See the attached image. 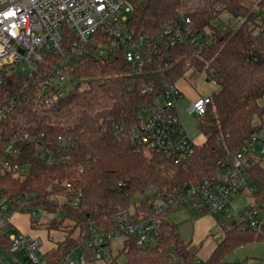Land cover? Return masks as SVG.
<instances>
[{
	"label": "trees",
	"instance_id": "1",
	"mask_svg": "<svg viewBox=\"0 0 264 264\" xmlns=\"http://www.w3.org/2000/svg\"><path fill=\"white\" fill-rule=\"evenodd\" d=\"M125 1L133 7L127 28L149 36L159 50L151 55L148 66L138 73L119 48L110 49L109 41L103 57L96 55L95 42L90 43L86 54L68 63L73 89L65 97L50 104L39 103L29 91L19 100L17 110L0 122V159L6 143L15 140L20 153L18 164L26 170L23 179H14L0 162V198L26 209L32 229L39 226L29 216L33 208L52 214L61 209L72 224L71 231L53 251L42 252L49 264L63 260L91 229L100 232L113 229L123 213H128L132 222L149 216L155 201L142 199L131 203L133 194L154 192L161 198L182 183L200 182L261 125H254L253 120L262 121L264 117V106L259 104L264 97V31L254 37L246 21L261 11L264 0ZM222 13L245 21L220 27L215 22ZM185 19L206 37L203 47L200 51L195 46L165 49L160 38L163 28ZM206 31L211 34L206 35ZM50 60L57 63L55 57ZM190 70L204 73L218 87L209 96L212 102L205 113L196 118L203 143L193 156L179 164L157 154L145 156L134 151L129 134L141 109L155 102L164 85L179 89L178 83ZM19 83L18 76H8L1 90L14 91ZM100 100L109 105L104 114L98 115L95 104ZM30 139H35V143ZM38 146L53 151L52 165L39 158ZM246 171L257 185L254 199L264 220V168L259 162L248 160ZM65 183L81 193L76 208L55 203L56 197L66 193ZM131 205L133 211L129 212ZM193 214L201 216L208 211L200 207ZM216 220L224 238L204 264H224V258L235 249L264 242V227L258 233L251 228L232 226L222 218ZM9 229L10 226L0 228V251L7 257V264H16L8 255ZM76 229L79 232L74 237ZM155 237L154 245L144 247L137 245L136 237H124L120 253L125 260L121 264H201L197 259L199 246L184 243L177 224L165 214L158 218ZM88 261H94L91 255ZM107 264L119 263L112 259Z\"/></svg>",
	"mask_w": 264,
	"mask_h": 264
},
{
	"label": "built area",
	"instance_id": "2",
	"mask_svg": "<svg viewBox=\"0 0 264 264\" xmlns=\"http://www.w3.org/2000/svg\"><path fill=\"white\" fill-rule=\"evenodd\" d=\"M132 11V5L125 0H0V122L17 110L19 100L29 91L39 103L50 104L65 97L73 89L68 63L86 54L90 43L95 42L96 55L103 57L108 49L106 41H109L110 49L119 48L123 58L140 73L151 63V55L158 54L159 50L149 36L127 28L126 22ZM243 21L245 19L227 16L215 24L224 28L227 25H240ZM246 21L254 37L263 32L264 7L252 20ZM205 34L211 33L206 31ZM160 38L164 41L165 49L195 46L198 51L206 39L187 19L166 25ZM52 57L57 58L56 64H52ZM21 65L27 67V73L18 72ZM12 75L20 78L19 87L3 92L1 88L5 79ZM160 96L162 99L159 102L156 99L141 109L138 121L129 134V141L138 153L145 156L157 154L179 164L193 156L199 145L190 137L179 116L176 102L182 97L181 92L164 85ZM210 104L209 96L200 97L186 108V112L197 118L205 113ZM57 140L61 141V138ZM30 141L35 143V139ZM257 145L264 153V121L238 150L224 157L219 166L200 182L182 183L170 194L159 198L158 203L154 192L140 195L142 199L155 201L149 216L132 222L130 215L123 213L117 218L113 229L104 232L91 229L86 238L71 248L58 264H89L88 255L93 260H100L106 255L107 245L118 235L136 237L140 247L152 246L156 243L158 218L166 211L184 209L194 213L195 209L204 207L210 215L222 212V219L232 223V226L261 232L264 220L255 199L243 211H236L232 205L233 198L254 193V183L246 167L248 160L258 161L253 156ZM19 154L15 140H10L0 159L4 171L14 179H23L26 173L18 164ZM37 154L48 165L55 161L53 151L45 147L38 146ZM63 188L66 193L56 197L55 203L58 206L66 203L76 208L81 202V193L74 191L70 183L63 184ZM20 210L27 214L26 209L0 198V228L12 227V215ZM29 216L35 220L37 218L33 211ZM217 226L222 232L218 239L220 242L224 238V231L219 224ZM7 239L10 243L8 255L16 264H49L36 239L20 233L10 235L8 232ZM0 264L7 262L0 260Z\"/></svg>",
	"mask_w": 264,
	"mask_h": 264
},
{
	"label": "rangeland",
	"instance_id": "3",
	"mask_svg": "<svg viewBox=\"0 0 264 264\" xmlns=\"http://www.w3.org/2000/svg\"><path fill=\"white\" fill-rule=\"evenodd\" d=\"M226 17V13H222L220 16V20L221 18L226 19ZM27 71L28 69L24 65H21L18 68V72L21 74H25L27 73ZM178 87L179 89H177L182 94V97L176 102L179 116L183 121L184 126L187 132L189 133L190 137L194 140L196 144L199 145L204 140V137L197 129V119L192 116H189L186 112V108L198 98L204 96L208 97L214 91L217 92L218 87L215 82L209 81L204 76V73H198L193 70H190L185 74V76L178 83ZM161 99V96L158 97L157 102H159ZM259 104L261 106H264V97L259 100ZM108 105L109 103H107L105 100L98 101L95 104L97 114H104L108 109ZM262 121H264V117ZM262 121L258 118H255L253 120V124L259 125ZM253 156L258 160L257 162H259L260 165L264 168V153L262 152L261 147L259 145L255 147V152ZM256 190L257 185L254 183V192ZM149 193L154 194L153 192ZM154 196L156 198V202L158 203L159 198H157L156 195ZM254 198V193H244L239 197L233 198L232 205L234 206L236 211H243L245 210L249 202H254ZM141 200L142 197L138 194H133L131 196V203H139V201ZM20 203H22L21 200ZM180 210L185 211V213L189 215V212L184 209H179L176 211H166L164 214L168 219H170L171 215L176 214L178 212L180 213ZM32 211L37 215L36 220L39 223L38 227L32 229L29 224L28 215L24 213V210H20L19 212H15L12 215V227H10L8 233L10 235H18L20 233L25 236L36 239L40 244L41 252H45L50 250L56 242L59 243V241L62 240V237H64L67 232L71 231L69 229H71L72 224L64 218L65 216L62 210H58L56 214L48 213L40 208H33ZM132 211L133 205H131L129 208V212ZM176 217H178V215L172 218ZM215 217L217 219H220L223 217V213L218 212L215 214ZM78 232L79 229H76L72 233V236H77ZM218 234L219 235L217 236L219 239L221 238L222 232L218 231ZM182 235L184 236V238H186L184 233H182ZM124 237L125 236L123 235H118L113 238L110 244H108L105 248L106 255L104 254L102 259L94 260L89 264H107L112 261V259H116L117 263L119 264L123 263L125 257L123 254L120 253V250L122 249V242ZM206 251L207 250H204V247H202V258L199 259L202 264L205 263V256L207 254ZM0 259L4 261L7 260V257L1 251ZM224 259V264H264V242L258 241L241 246L229 253Z\"/></svg>",
	"mask_w": 264,
	"mask_h": 264
},
{
	"label": "crops",
	"instance_id": "4",
	"mask_svg": "<svg viewBox=\"0 0 264 264\" xmlns=\"http://www.w3.org/2000/svg\"><path fill=\"white\" fill-rule=\"evenodd\" d=\"M177 215L178 217L172 218ZM168 220L174 224H177L180 237L184 243L199 246V250L197 253V259L200 263L201 261L199 259L202 258V247H204V250H207L206 251L207 254L205 256L206 257L205 262H206L210 254L216 248L217 243H218L217 235H219L218 234L219 228L217 226L218 223H217L215 215L205 214L201 216H195L193 213L189 212V215H188L187 213H185V211L180 210V213L178 212L176 214L171 215L170 219ZM182 233H184L186 238H184ZM62 240H63V237H62ZM57 243L58 242H56L50 250L45 251V252L53 251Z\"/></svg>",
	"mask_w": 264,
	"mask_h": 264
}]
</instances>
